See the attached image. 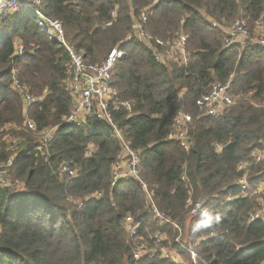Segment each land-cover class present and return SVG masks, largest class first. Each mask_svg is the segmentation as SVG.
Segmentation results:
<instances>
[{"label":"trees","instance_id":"1","mask_svg":"<svg viewBox=\"0 0 264 264\" xmlns=\"http://www.w3.org/2000/svg\"><path fill=\"white\" fill-rule=\"evenodd\" d=\"M18 1L15 11L0 14V165L12 161L13 182L0 186V264H173L159 247L176 250L181 264H192L188 250L204 264H262L264 221H249L259 201L235 183L245 163L248 182L264 181V161L252 162L264 147V48L223 46L236 20L247 23L253 38L264 34V0L157 3L144 28L163 42L184 35L190 54L184 65L157 62L144 44L127 41L132 22L155 0ZM36 11L61 24L65 43L88 64L100 65L114 49L124 54L111 86L131 113L113 118L139 156L140 181L122 177L111 186L115 163L125 164L128 154L107 124L65 123L75 103L69 57L41 31ZM12 71L23 93L12 88ZM226 83L234 103L219 117L205 116L197 102L212 85ZM25 93L43 102L26 109ZM180 108L191 116L188 151L167 141ZM51 128L53 139L41 143L40 133ZM142 184L179 231L155 219ZM200 193L206 204L187 220V201L195 203ZM127 217L137 227L134 236ZM155 236L167 238L156 243ZM178 236L187 250L175 244ZM136 242L156 250L155 257L135 260Z\"/></svg>","mask_w":264,"mask_h":264},{"label":"built area","instance_id":"2","mask_svg":"<svg viewBox=\"0 0 264 264\" xmlns=\"http://www.w3.org/2000/svg\"><path fill=\"white\" fill-rule=\"evenodd\" d=\"M32 3H38L39 0H29ZM161 0H155L150 8L145 9L141 15L132 22L131 33L127 36V41H134L136 43H142L152 54L157 62L178 61L183 65L187 63L190 58V54L187 51V39L184 35L180 34L170 42H163L159 39H155L144 28L148 16L151 13L153 7ZM18 0H0V14L6 9L15 11L18 8ZM38 19V25L42 32H44L51 42L61 44L65 47L66 53L69 57V63L67 65L69 75V88L72 96L75 98V103L72 112L65 118V123L69 126L76 128H83L87 120L95 119L97 121L107 124L114 135L122 141L123 148L128 154V159L125 164L116 162V169L112 172L111 186L114 187L120 178H133L139 180V156L132 151L127 144L124 143L121 131L118 125L114 122V113H131V105L129 102L121 101L118 98V93L111 86V78L114 65L117 61L123 59L122 51L114 49L110 52L107 58L98 66L91 65L85 62L83 54L79 51L76 52L73 47L68 46L65 43L63 37L62 26L58 21L50 20L42 16L36 11ZM110 26V23L107 24ZM215 28L216 24H212ZM226 38L224 40V49H229L233 46H240L244 48L246 45L258 46L264 48V34L256 33L259 37L253 38L248 30L247 23L243 20L234 21L225 31ZM22 54V47L18 48L17 55ZM11 85L13 89L19 90L23 93L22 87L18 83L15 72L11 73ZM43 97H35L30 94H24L25 108L35 104H41ZM233 99L230 95V84L225 85L214 84L210 90L204 95L198 102L197 106L204 111L205 116L219 117L223 114L224 110L233 104ZM264 105V104H263ZM191 122V116L180 108L175 113L174 122L172 128L167 136L168 142L178 143L185 151L189 149V141L186 134L187 125ZM27 128L31 131H36L35 125L31 121L26 122ZM55 133V128L45 130L40 133L41 143H49ZM264 161V147L258 149L253 154V163H259ZM250 163L240 164L237 167L238 172H243L236 183L235 188L240 189L245 195L257 197L260 208L256 212L252 213L249 217L250 222L257 220L264 221V181L248 182L246 169ZM12 167V161L7 160L4 164L0 165V186H8V177L10 175V169ZM63 172L67 171V165H62ZM72 175L73 173L69 171ZM18 184V181H15ZM142 188L146 192V206L148 210L153 214L155 219L162 225L164 223L171 224L175 230L179 231V227L166 220L156 209L152 202V197L147 192L146 186L142 184ZM207 198L205 195L198 198L195 203H192L190 199L187 201L188 207H190V214L196 215L201 208L206 204ZM134 220L131 217L125 219V227L132 236L136 234V226L133 224ZM166 236L163 238L155 236L156 243L161 240H166ZM175 244L184 248L180 243V236L175 239ZM146 244L136 242L133 258L140 260L145 258L147 260L155 257L156 250H148ZM160 257L164 260H168L173 264H181L180 256L176 250H166L164 248H158ZM192 264H204L199 260L198 256L191 250L187 251ZM264 264V261L263 263Z\"/></svg>","mask_w":264,"mask_h":264},{"label":"rangeland","instance_id":"3","mask_svg":"<svg viewBox=\"0 0 264 264\" xmlns=\"http://www.w3.org/2000/svg\"><path fill=\"white\" fill-rule=\"evenodd\" d=\"M81 52V51H80ZM82 54H83V52H81ZM247 175H248V173H247ZM8 186H10V187H12L13 186V182H12V180H11V177L9 176L8 177ZM203 195L204 194H201L200 193V195H199V197L198 198H201V197H203ZM189 216L187 217L188 219L187 220H190L191 219V217H193L191 214H190V212H189V214H188Z\"/></svg>","mask_w":264,"mask_h":264},{"label":"crops","instance_id":"4","mask_svg":"<svg viewBox=\"0 0 264 264\" xmlns=\"http://www.w3.org/2000/svg\"><path fill=\"white\" fill-rule=\"evenodd\" d=\"M26 0H23V2H25Z\"/></svg>","mask_w":264,"mask_h":264}]
</instances>
